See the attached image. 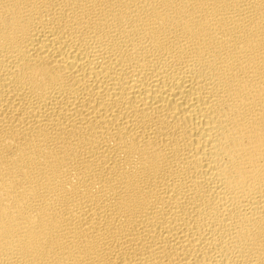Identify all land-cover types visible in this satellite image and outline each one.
I'll return each instance as SVG.
<instances>
[{"label": "bare ground", "instance_id": "1", "mask_svg": "<svg viewBox=\"0 0 264 264\" xmlns=\"http://www.w3.org/2000/svg\"><path fill=\"white\" fill-rule=\"evenodd\" d=\"M0 264H264V0H0Z\"/></svg>", "mask_w": 264, "mask_h": 264}]
</instances>
